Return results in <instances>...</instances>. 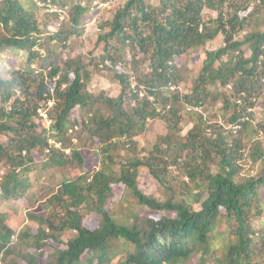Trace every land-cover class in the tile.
I'll use <instances>...</instances> for the list:
<instances>
[{
    "label": "trees",
    "instance_id": "1",
    "mask_svg": "<svg viewBox=\"0 0 264 264\" xmlns=\"http://www.w3.org/2000/svg\"><path fill=\"white\" fill-rule=\"evenodd\" d=\"M41 1L69 16L41 28L35 0H0V264H264V0H125L88 50L92 1ZM102 71L117 95L89 90ZM149 121L165 128L150 148ZM140 168L167 197L139 188Z\"/></svg>",
    "mask_w": 264,
    "mask_h": 264
},
{
    "label": "rangeland",
    "instance_id": "2",
    "mask_svg": "<svg viewBox=\"0 0 264 264\" xmlns=\"http://www.w3.org/2000/svg\"><path fill=\"white\" fill-rule=\"evenodd\" d=\"M37 5L40 7V12H39V26L42 28L44 27V23H48V28L50 30L55 29V24L57 26L59 25L60 20H62L64 17H68V13L70 10L69 7H64L63 9L57 11L59 14V17L53 16L51 13L52 11L56 10L55 6L50 5L47 3L46 5L44 2L41 0H35ZM74 3H77L78 0H72ZM93 3V6L90 9V19L88 20L87 23H85V31L83 34V39L85 43L86 49H91L93 46V39L95 38L96 34L98 33V20L102 17H110L112 13L125 1V0H90ZM81 5L85 6L87 5L86 0H80ZM242 33L238 34L237 37H241ZM221 44V38H217L213 40L212 42L208 43L205 47L199 49L197 52L188 55L187 57L183 58V66L186 69V74L194 75L197 73L201 62L205 56L204 50L206 48H216ZM57 53H65V49L62 48L61 46L57 47ZM37 64L35 63L33 67H36ZM112 74L107 72V71H102L99 74H94L90 83H89V90L92 93H99L101 91L107 92L109 95L115 96L120 92V86L118 84L117 80H112L111 79ZM186 84V83H185ZM48 105H51L48 103ZM257 111L258 114L254 113V115L257 116H262L264 112V106L259 104L257 106ZM255 117V118H256ZM44 120V119H43ZM258 120V119H257ZM44 126L48 125V122L44 120L43 122ZM186 129L184 128V131ZM183 131V132H184ZM72 133V130L70 131ZM165 132V128L163 124L159 121H149L147 123V130L140 134L139 137H137L138 141L140 142L141 146L144 147H151V141L155 140L154 136L156 134H162ZM255 138V135L253 136ZM262 146L264 147V133L260 134L259 137ZM249 142V141H248ZM119 154L121 155L122 159L124 161H135V155L132 153L129 148H123L122 150L119 151ZM86 163H85V168L93 167L92 164L98 162V154L90 152L89 154L86 155ZM260 164L259 162L257 164H252V160L250 157L246 156L245 161L243 162V168H242V173L247 174V175H255L259 172ZM170 169L174 175L177 174L178 170L174 166H170ZM138 173V186L139 188L146 194H154L158 198H165L167 197V191L164 190V188L159 185V183L151 178L149 172L145 168H140ZM43 185H46L44 190V194L49 190L50 188V183L47 179V176H43L42 179ZM122 191V190H121ZM42 194V189L41 191L36 193V197H40ZM183 195H180L179 197L182 198ZM120 197V196H119ZM32 201H35L34 199ZM117 203V202H116ZM115 205V204H114ZM196 208H199V204L195 205ZM35 210L39 211L40 207L39 204L35 205ZM44 209V208H42ZM118 217L122 218L123 217V212L120 211ZM85 222L84 225L88 227H96L98 224V216L95 215L93 212H85L84 215ZM24 224L28 226H39L38 222L36 219H31L28 217V219L25 218ZM22 228V225L20 226V229ZM70 235V236H69ZM71 237V234L68 232L64 233L63 239L67 240ZM16 235H12L13 241L15 240ZM113 264H115V260H113Z\"/></svg>",
    "mask_w": 264,
    "mask_h": 264
},
{
    "label": "built area",
    "instance_id": "3",
    "mask_svg": "<svg viewBox=\"0 0 264 264\" xmlns=\"http://www.w3.org/2000/svg\"><path fill=\"white\" fill-rule=\"evenodd\" d=\"M38 113L49 123L47 112L43 109H38Z\"/></svg>",
    "mask_w": 264,
    "mask_h": 264
},
{
    "label": "clouds",
    "instance_id": "4",
    "mask_svg": "<svg viewBox=\"0 0 264 264\" xmlns=\"http://www.w3.org/2000/svg\"><path fill=\"white\" fill-rule=\"evenodd\" d=\"M50 104V103H49ZM40 115V114H39ZM45 120V119H44ZM49 120V119H48ZM49 124V123H48ZM58 146V144H56Z\"/></svg>",
    "mask_w": 264,
    "mask_h": 264
}]
</instances>
